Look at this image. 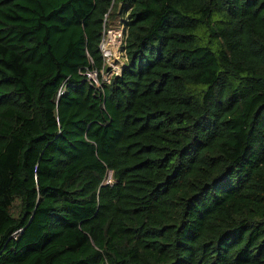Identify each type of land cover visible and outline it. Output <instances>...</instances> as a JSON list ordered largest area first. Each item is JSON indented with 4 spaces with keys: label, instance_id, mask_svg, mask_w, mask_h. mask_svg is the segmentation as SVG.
I'll return each mask as SVG.
<instances>
[{
    "label": "trees",
    "instance_id": "obj_1",
    "mask_svg": "<svg viewBox=\"0 0 264 264\" xmlns=\"http://www.w3.org/2000/svg\"><path fill=\"white\" fill-rule=\"evenodd\" d=\"M0 264H264V0H0Z\"/></svg>",
    "mask_w": 264,
    "mask_h": 264
},
{
    "label": "rangeland",
    "instance_id": "obj_2",
    "mask_svg": "<svg viewBox=\"0 0 264 264\" xmlns=\"http://www.w3.org/2000/svg\"><path fill=\"white\" fill-rule=\"evenodd\" d=\"M109 30L111 34H107L105 47L106 50L111 52V56L106 58V63L109 68L110 73L106 72L103 74L104 81L109 80L110 76L115 73H119L123 64H126L127 59L124 52V40L126 28L123 24L116 22L115 25ZM104 53V52H103ZM90 77L98 81V75L94 73H89Z\"/></svg>",
    "mask_w": 264,
    "mask_h": 264
},
{
    "label": "built area",
    "instance_id": "obj_3",
    "mask_svg": "<svg viewBox=\"0 0 264 264\" xmlns=\"http://www.w3.org/2000/svg\"><path fill=\"white\" fill-rule=\"evenodd\" d=\"M109 32H110V31H108V32L105 34V36H104V38H103V41H102V44H101V50H102V52H104L103 55H104L105 60H106L107 57H110V56H111V52L108 51V50H106V47H105L106 36H107V34H108ZM109 34H111V32H110ZM106 64H107V63H106ZM124 65H125V64H123V66H124ZM123 66H122V67H123ZM122 67H121L120 72H119V73H115L114 75H120L121 72H122ZM93 73H94V72H93ZM109 73H110V72H109ZM94 74L98 75L97 73H94ZM104 74H105V73H104ZM90 78H91V77H90ZM110 78H111V76H110ZM110 78H109V80H106V81H104V82H106V83H110ZM91 79H92V78H91ZM103 80H104V79H103ZM108 182H109V183L112 182V180H111V175H109Z\"/></svg>",
    "mask_w": 264,
    "mask_h": 264
}]
</instances>
